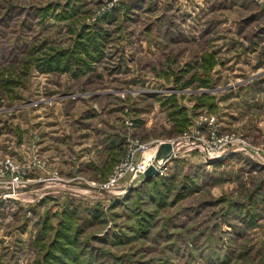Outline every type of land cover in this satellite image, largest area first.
Instances as JSON below:
<instances>
[{"label": "rangeland", "instance_id": "374dc122", "mask_svg": "<svg viewBox=\"0 0 264 264\" xmlns=\"http://www.w3.org/2000/svg\"><path fill=\"white\" fill-rule=\"evenodd\" d=\"M132 138L178 153L98 188ZM5 158L1 264H35L66 207L78 264H264V0H0Z\"/></svg>", "mask_w": 264, "mask_h": 264}, {"label": "trees", "instance_id": "16d2710c", "mask_svg": "<svg viewBox=\"0 0 264 264\" xmlns=\"http://www.w3.org/2000/svg\"><path fill=\"white\" fill-rule=\"evenodd\" d=\"M83 35V34H82ZM80 34V36L82 37ZM88 37V36H87ZM89 39L91 37H88ZM93 38V36H92ZM81 39L77 40V43H80V45H84L83 41H80ZM96 42L97 39H95ZM54 49V48H50ZM71 48L66 47L63 48V50L58 49V51H55L54 53H47L45 56H41L40 59L37 56V65L42 71H54V70H68L70 67V60L73 57V53L70 51ZM152 179V178H151ZM148 181H145L146 183ZM151 182V181H150ZM134 191V189L132 190ZM127 197H125L126 199ZM59 213V212H58ZM62 214V218L57 221V226H51V223H49L48 219L49 216H46L44 221L42 222L44 226V230L40 231L37 237H46L45 231L48 229H51L54 233V237H57L54 242H52L45 252H43V241L41 238H37L36 240L39 243V253L40 255L35 259V264H78L79 262V256L77 249L75 248V239L72 235H76L73 232L75 229L74 227V221H77V216L74 210H69L67 207L64 208L60 212ZM91 218H99V215L93 214ZM90 220V218H89ZM46 222L48 223L46 225ZM73 231V232H72ZM78 231V230H77ZM79 232V231H78ZM48 233V232H47ZM80 234V233H79ZM59 238H65L66 241L70 240V244L65 245L63 244ZM72 245L75 249H71L70 246ZM66 248V249H63ZM2 263V257L0 255V264ZM81 263V262H80Z\"/></svg>", "mask_w": 264, "mask_h": 264}, {"label": "built area", "instance_id": "2783aa9c", "mask_svg": "<svg viewBox=\"0 0 264 264\" xmlns=\"http://www.w3.org/2000/svg\"><path fill=\"white\" fill-rule=\"evenodd\" d=\"M162 141L157 140L155 141V149L157 150L159 144ZM173 145V151H174V156L178 153L177 149L175 148V144L174 142H171ZM137 139H130L129 140V151H128V157L123 159L116 167L114 170V173L109 177L107 183H105L103 185L98 187L100 189H105L109 191H112L114 188H116L117 186H119V180L128 172L133 174L134 176H138L140 175L143 171H145V169L148 167V165H150L151 163H153L154 159H155V155L156 153H154L153 156H149L148 159L145 157L140 160H134V154L136 153L137 147ZM140 147H142V150L145 148L143 145H141ZM150 148V147H149ZM224 156V155H222ZM0 163L5 164V167L7 169L10 170V174L15 172L17 170V165L14 164L12 159L9 158H5L3 159V161H0ZM163 163L159 162V173H163L164 169L166 168V165L162 166ZM7 171H0V184L3 182L2 178L4 173Z\"/></svg>", "mask_w": 264, "mask_h": 264}, {"label": "water", "instance_id": "95a60500", "mask_svg": "<svg viewBox=\"0 0 264 264\" xmlns=\"http://www.w3.org/2000/svg\"><path fill=\"white\" fill-rule=\"evenodd\" d=\"M174 156L173 145L171 141L165 140L162 141L156 151L155 159L153 163L148 165V167L143 171L139 177L132 182L127 188L130 190L134 188V186L138 183H143L145 181L150 180L152 177L158 175L159 173V162L163 163L164 166L169 160H171Z\"/></svg>", "mask_w": 264, "mask_h": 264}, {"label": "bare ground", "instance_id": "6f19581e", "mask_svg": "<svg viewBox=\"0 0 264 264\" xmlns=\"http://www.w3.org/2000/svg\"><path fill=\"white\" fill-rule=\"evenodd\" d=\"M155 147V146H154ZM151 149V148H150ZM147 151V150H146ZM150 152V153H149ZM149 152H147L148 154L147 155H149V156H153L154 155V153H156V149L154 148V149H152L151 151H149ZM146 153V152H145ZM17 193V192H16ZM13 194V193H12Z\"/></svg>", "mask_w": 264, "mask_h": 264}]
</instances>
